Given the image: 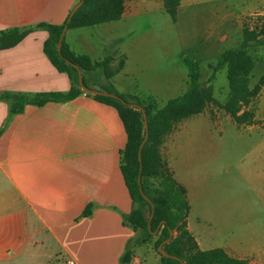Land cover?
<instances>
[{"label": "crops", "instance_id": "crops-1", "mask_svg": "<svg viewBox=\"0 0 264 264\" xmlns=\"http://www.w3.org/2000/svg\"><path fill=\"white\" fill-rule=\"evenodd\" d=\"M78 1L0 0V32L32 29L0 49V94L70 90L68 73L44 51L49 32L38 24L64 23ZM207 1L214 0H180L177 18L182 8ZM150 11H166L165 0H124L119 19L68 28L64 39L93 61L110 58L115 86L141 59L144 30L133 20ZM82 72L90 85L109 82L100 68ZM181 79L186 82L188 72ZM124 93L141 95L137 89ZM11 103L0 97V264H145L138 254L123 259L135 231L125 222L132 199L120 168L127 136L117 109L86 93L29 104L16 114ZM176 153L173 175L186 190L188 210L174 209L175 219L186 220L200 249L220 247L264 264V178L256 189L262 200L231 204L223 198L215 206L197 175L180 172L186 158Z\"/></svg>", "mask_w": 264, "mask_h": 264}, {"label": "trees", "instance_id": "trees-1", "mask_svg": "<svg viewBox=\"0 0 264 264\" xmlns=\"http://www.w3.org/2000/svg\"><path fill=\"white\" fill-rule=\"evenodd\" d=\"M179 3L180 0H165V9L173 21L177 20ZM123 10L124 0H84L73 14L68 28L117 20L121 17ZM66 24L67 20L62 24L40 23L38 26H43L48 30L49 36L44 43V51L58 70L68 73L71 80L70 90L36 94L3 92L0 94L1 98L12 100L11 113H21L29 104L42 105L50 101H67L85 93L79 84L77 68L68 63L66 59L77 64L85 72L96 68L102 69L108 83L93 86L84 77L85 84L91 88L97 87L115 93L126 103L111 96L86 94L115 107L125 128L127 141L121 151L120 168L132 199V209L126 216L125 222L135 231L134 242L142 244L152 240L155 249L160 254L158 264H182V262L186 264H250L246 259L229 255L220 247L200 249L194 235L187 227L186 220L178 222L175 219L174 209L184 212L188 210L186 190L176 180L173 172H169L160 148L180 121L202 112L211 104L217 105L228 113L237 125L252 124L256 121L255 111L250 108V104L264 86V73L257 83L251 86L250 76L256 65V59L251 50L264 45V26L260 28L245 26L242 30V42L220 52L213 68L214 72L208 79L204 78L200 59L185 58L184 61L189 69L187 89L159 106L152 97L141 98L138 95L118 91L110 82V78L117 71L116 68L110 67V58L93 61L86 54H77L72 51L65 39H63L61 56L57 45ZM31 30V28L23 30L12 28L0 32V49L17 44ZM222 67L227 68L229 86L225 102H220L215 98L209 84L214 73ZM129 103L143 106L147 113L148 137L141 151V161L138 153L146 134L143 113L140 108L131 106ZM139 176L143 192L151 202L144 198L140 191ZM171 231H173V236L163 244V248L178 258L166 257L158 250L159 245L170 237ZM133 256L134 251L128 248L123 259L129 262Z\"/></svg>", "mask_w": 264, "mask_h": 264}, {"label": "rangeland", "instance_id": "rangeland-1", "mask_svg": "<svg viewBox=\"0 0 264 264\" xmlns=\"http://www.w3.org/2000/svg\"><path fill=\"white\" fill-rule=\"evenodd\" d=\"M133 26L144 30L139 34L141 59L135 61L131 75L120 76L113 83L120 91L137 89L141 98L152 97L161 106L186 89L188 79H181L187 72L189 78L185 58L200 59L208 79L220 52L242 42L245 26H264V0L207 1L182 8L176 21L166 11H150L135 17ZM251 53L256 59L250 76L253 86L264 73V45ZM209 84L215 98L225 102L229 93L227 68L217 70ZM250 108L256 121L237 125L228 113L211 104L180 121L161 145L169 172H174L171 163H175L174 156L177 159L176 151L183 153L186 159L180 172L197 175L215 206L223 198L231 204L262 200L256 189L259 178H264V86ZM129 249L134 256L141 255L145 264L160 261L152 240L136 244L133 239Z\"/></svg>", "mask_w": 264, "mask_h": 264}, {"label": "water", "instance_id": "water-1", "mask_svg": "<svg viewBox=\"0 0 264 264\" xmlns=\"http://www.w3.org/2000/svg\"><path fill=\"white\" fill-rule=\"evenodd\" d=\"M84 0H79L74 6L73 8L71 9L70 13H69V16L67 18V24L64 26L63 28V31L60 35V38H59V41H58V45H57V48H58V52L59 54L62 56V44H63V39H64V36H65V32L66 30L68 29V23L69 21L71 20L73 14L77 11V9L83 4ZM66 61L68 63H70L71 65H73L75 68H77L78 70V76H79V84L82 88V90H84L85 93H89V94H93V95H104V96H111V97H114V98H119L122 102L126 103V101L122 98H120L118 95H116L115 93H112V92H109L107 90H104V89H99V88H91V87H88L85 82H84V77H83V72L81 70V68H79V66L77 64H75L74 62H72L71 60L69 59H66ZM131 106H134V107H138L141 109L142 113H143V118H144V125H145V130H146V134H145V137L140 145V148H139V153H138V156H139V160L141 161V151H142V148H143V145L144 143L146 142L147 140V137H148V121H147V113L145 111V108L137 103H129ZM138 181H139V184H140V191L142 193V195L144 196V198H146L147 200H150V198L143 192V189L141 187V177L139 176L138 177ZM152 207H154L153 203H152ZM151 217L152 215L150 216V219H149V226H150V221H151ZM173 236V231L170 232V237L167 238L166 240H164V242L162 244L159 245L158 247V250L159 252H161L162 255L166 256V257H173V258H178L177 256L175 255H172L170 253H168L164 248H163V244L165 242H168L171 237ZM182 264H186L185 262H182Z\"/></svg>", "mask_w": 264, "mask_h": 264}]
</instances>
